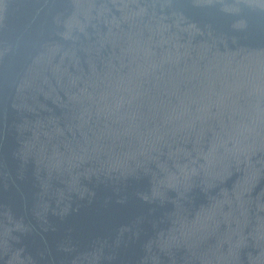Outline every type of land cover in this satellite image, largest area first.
Returning a JSON list of instances; mask_svg holds the SVG:
<instances>
[{"label": "water", "instance_id": "water-1", "mask_svg": "<svg viewBox=\"0 0 264 264\" xmlns=\"http://www.w3.org/2000/svg\"><path fill=\"white\" fill-rule=\"evenodd\" d=\"M0 264H264V0H0Z\"/></svg>", "mask_w": 264, "mask_h": 264}]
</instances>
